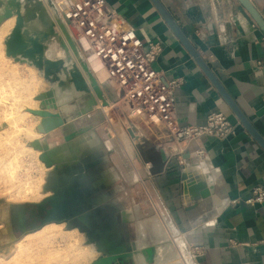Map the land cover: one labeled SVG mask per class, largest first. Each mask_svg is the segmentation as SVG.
I'll return each instance as SVG.
<instances>
[{
  "label": "crops",
  "instance_id": "crops-1",
  "mask_svg": "<svg viewBox=\"0 0 264 264\" xmlns=\"http://www.w3.org/2000/svg\"><path fill=\"white\" fill-rule=\"evenodd\" d=\"M20 1L21 15L26 11V16L34 24L26 27L28 35L35 36L37 27L41 32L46 31L51 21L49 7L55 8L52 4L58 0ZM104 1L124 26L135 29L144 44L161 42L163 50L154 68L163 72L167 81L182 82L174 93L175 117L180 125L201 126L210 113L222 112L235 126V134L227 139L203 137L198 145L187 147L185 144L172 143L164 132H154L138 125V141L142 145L133 144L134 153H131V157L130 152H127L130 151L126 140L128 138L121 134L125 139L122 141L126 142V149L122 147L121 154L126 157V164L118 161L110 166L122 179L123 187L127 190L135 189L138 196L135 200L131 197L130 200L123 198L104 201V206L108 207L107 218L113 216V207L121 206V222L127 228L136 224L141 231L140 237L144 238L146 234L148 241H156L151 244L156 247L155 259L159 264H164L163 260L168 253L175 252L180 256L177 249L179 246L186 247L184 256L181 255V264H264V204L244 203L252 196L253 188H264V150L230 111L150 0ZM158 1L264 140V33L261 29L237 0ZM249 1L264 20V0ZM38 9L42 19L38 17ZM55 38L57 36L45 42L52 50L53 59L60 52L59 47L53 43ZM73 44L77 54H73L76 57L74 59L77 65H84V73L91 82L90 91L94 94L96 90L97 94L94 95L101 98L96 80L104 99L110 105L108 112L100 106L106 126L101 127L106 132L109 129L107 126H113L109 112L116 105L112 104V93L106 91L109 86L105 73L98 61L89 54L88 62L93 70L94 80L75 41ZM104 104L106 105L105 102ZM89 121V130L97 131V124L92 117ZM76 134L74 132L71 142L65 144L69 146V152H72L71 156L74 158L71 161L65 159L66 162L59 165L62 172L77 161L79 151L88 143L84 141L82 145V136ZM47 136V142L57 143L58 135ZM106 136L111 140L107 132ZM83 137L86 139V135ZM91 139L92 137L90 141ZM198 148L204 151L201 157L197 154ZM92 149L94 154L84 158L83 163L89 160L91 164V159L96 157V147ZM106 150L110 157L113 156L112 150L105 144ZM68 155L70 156L69 153ZM51 169L47 168V171ZM185 170H188L187 173H190L194 182L200 180L208 190L211 187L208 197L192 196L190 185L182 180ZM105 171L111 173L112 170L105 167ZM89 172H94L91 166ZM107 181L111 182L112 176L107 175L102 180ZM48 193L49 191H45L43 197L47 198ZM232 201L238 203L233 205ZM92 222L94 223L90 218L87 223L93 225ZM167 229L174 237V252L163 245V232ZM188 247L201 248V253L195 259L191 258Z\"/></svg>",
  "mask_w": 264,
  "mask_h": 264
},
{
  "label": "rangeland",
  "instance_id": "rangeland-1",
  "mask_svg": "<svg viewBox=\"0 0 264 264\" xmlns=\"http://www.w3.org/2000/svg\"><path fill=\"white\" fill-rule=\"evenodd\" d=\"M7 3L9 5L6 7H2V5L0 7V16H4L5 14L3 19L0 17V26L9 20L14 21L8 22L10 26L9 30H11L8 31V34L2 40L0 48V264H92L102 257L95 252L94 242L88 243L86 233L79 230L80 228L77 227L79 222L76 220L62 223L59 230H55L54 233L43 239L25 237V235L36 232L42 227L35 230L37 227L30 228L32 227L30 224L24 222L22 224V222L19 221L20 216L24 214L23 205L38 204L42 202L46 196L40 198H26V196L24 197L17 192L25 191L27 183L36 185L40 181V192L45 193L44 187L48 182L49 174L54 170L52 168L50 171H47L45 164L40 160V152H36L37 150L31 146V143L36 141L46 143V145L50 147L48 152L56 162H66L64 161L65 159L69 161L73 158L71 156L72 152H69L70 156H67L65 159L59 158L58 155L62 148L66 146L65 144L71 142V140L65 142L64 137L71 133L74 134V132L77 133L76 136H82V145L84 141H88V143L85 145L84 149L79 151L77 161L69 168L67 167L71 174L74 175L70 183H72V187L75 185L79 188L78 190H81L80 193L75 192V196H80L82 200H90L92 205L93 203H101L99 204L100 206L98 205L96 208L98 212L95 214L93 212L94 207H91L92 209L88 211L89 213L91 212L92 218H95L96 222L93 220L95 222L94 226L109 233L115 230L114 232H116L118 236V244H135L132 247H134L136 251L140 250L143 245L155 247L151 243H155L156 241H148L147 237H145L146 234L144 235L145 239L140 237L139 234H141V231L136 224L134 227L128 224L129 228H127L126 224L121 222V215L119 213L121 206L113 207V216L110 218H107L108 207L104 206V201L106 200H122L123 198H129L130 200L131 197H133L132 200H135L134 198L137 199L138 195L135 189L127 190L124 188L122 179L118 177V173L115 172L110 165H113V162L118 163V161H121L124 165L126 164V160L124 161L126 157L121 155L123 148L126 149V146H124V144H126V142H124V137L128 138L126 140L129 144L128 148L130 151H126L128 153L130 152V157L131 153L132 155L134 153L132 150L133 144L137 146L140 144L142 145L140 141L134 139V135L132 136L131 132L132 129L139 131L138 124L129 122L126 117L125 108L120 102L114 101L112 104L116 106L109 112L113 120V126H107V129H109L106 131L111 136V140L107 138L104 130L105 128L101 127V125H104V127L106 126L105 117L101 113L100 103L104 101L106 105H108L107 107L103 104L104 102L102 103V105H104L103 108L106 109L107 107V112L109 111L110 105L106 100L102 99V97L98 99L90 91L91 82L83 69L80 70V72L90 88L89 90L85 88L87 93H77L74 90L69 72L73 69H76L78 72L76 67L77 64L74 59L76 57L73 53L68 51V44L61 38L62 34H60V31L55 27L53 21H50V25L44 32H41V29L37 30L38 27H35V36H31L29 39L25 40L22 37V33L24 31V26L26 28L33 24V20L30 19L22 26L20 35L25 43L26 49L31 47L32 41H30V39L36 41L41 40L40 42H43L45 46V48L43 47L44 52L41 57L42 62H44L43 66L47 68L46 63L48 62L52 64L57 61L61 62L62 66H58L57 70L56 68L50 67L51 73L45 75V69L36 68L31 61L20 59V62H16L14 59H11V57L5 56V41L16 25V15L10 13V8L18 5V11L22 12V2L20 0H14V2L13 0H8ZM37 13L38 17L42 19L40 9L37 10ZM7 14L11 15L8 16ZM23 16H26V11ZM10 23H14L15 25L13 24L12 26ZM45 34L46 37H44ZM55 36H57V38H55L53 43L59 47L60 52L59 54L57 53V57L55 56V59H53L52 50L45 45V42H48L50 38ZM59 37L60 39H58ZM76 38L79 40L78 37ZM72 41L71 43L73 44L75 39L73 42ZM75 44L83 62L87 65L91 77L95 80L93 70L88 62V56L90 54L88 47L85 43L75 42ZM61 53H63V55ZM30 59L38 62L37 56L31 57ZM45 76H48V79H46ZM53 78L58 79L53 82L51 81ZM96 84H98V82ZM108 86L110 88H106V91H110L113 94L115 92L114 89H112L109 84ZM49 93L52 94V98L43 99V96ZM115 97L112 95V99ZM28 110H46L51 114H61L62 118L66 119L65 128L59 127L49 133L59 136V138H55L57 140L56 144L55 141L47 142L48 134L46 135L42 132L44 122L47 121L41 117L30 114ZM90 117H92L93 121L97 124V131L89 130L88 123L90 122ZM47 120L58 121L57 118H49ZM121 134H123L124 137H122ZM83 135H86V139ZM90 137H92L91 141ZM105 144L112 150L113 156L110 157L108 155L109 152L107 150V152L105 151ZM92 147H96V157L91 159V164H89V160L83 163V159L88 158V156L93 153V151H91ZM111 158L112 161L110 160ZM90 166L94 172H89ZM105 167L112 170L111 173L105 171ZM69 175L70 174L66 171L65 176L70 177ZM107 175L112 176V181L109 183L108 181L107 183L102 182ZM99 181L101 183H99ZM60 189H62V186ZM62 190H64V192L70 191L68 187H64ZM52 194L53 193L49 191L47 197L52 196ZM99 209L102 210L100 215ZM23 227L25 228L23 229ZM169 231L170 230L167 229V231L164 230L163 232V245L166 249L174 252L176 251L174 237ZM154 232L157 234L156 230H154ZM18 241H20L19 245L16 244ZM83 247L92 250L94 253L93 257L74 261L78 251H80V248L81 250L84 249ZM185 248L184 246H179L177 248L178 253L184 256ZM188 250L189 249H187V251ZM174 254L168 253L167 256L165 255L166 258H164L163 263L181 264L183 256H178L175 252ZM67 255H69V258ZM64 256H67L65 261ZM51 258H54L53 260H56V262ZM58 258L61 261H57L59 260ZM133 260L135 264H146L145 259L141 255ZM13 261L16 262L14 263ZM156 264L159 263L156 261Z\"/></svg>",
  "mask_w": 264,
  "mask_h": 264
},
{
  "label": "built area",
  "instance_id": "built-area-1",
  "mask_svg": "<svg viewBox=\"0 0 264 264\" xmlns=\"http://www.w3.org/2000/svg\"><path fill=\"white\" fill-rule=\"evenodd\" d=\"M60 18L88 46L105 73L115 98L126 111L128 121L154 132H164L172 143L198 145L203 137L227 139L235 126L222 112L210 113L201 126H182L175 117L174 93L180 80L167 81L154 64L162 53L160 41L144 44L134 28L124 26L104 0H58L54 3ZM134 139L137 131L131 130ZM197 154L204 155L202 148ZM232 201V204H237ZM245 204H264V188L257 186ZM196 258L201 248L188 247Z\"/></svg>",
  "mask_w": 264,
  "mask_h": 264
},
{
  "label": "water",
  "instance_id": "water-1",
  "mask_svg": "<svg viewBox=\"0 0 264 264\" xmlns=\"http://www.w3.org/2000/svg\"><path fill=\"white\" fill-rule=\"evenodd\" d=\"M150 1L152 2V4L154 5L156 10L162 17V19L166 22L170 30L173 32V34L177 37V39L182 43V45L190 54V56L194 59L195 63L198 65L200 70L204 73L207 79L218 91V93L220 94V96L222 97V99L230 109V111L234 114V116L237 118V120L240 122L243 128L264 150L263 138L256 132V130L248 122L247 118L242 114V112L236 106L234 101L228 96L226 91L222 88L220 83L212 74L210 68L200 58V56L197 54L195 49L191 46V44L187 40V37L182 33V31L179 29L177 24L168 14L165 8L162 6V4L158 0H150ZM237 1L248 12V14L257 24V26L264 33V20L255 10V8L252 6L250 1L249 0H237ZM7 4L8 3L6 2V5ZM0 7H1V3H0ZM11 10L15 11L17 20H16L15 28L12 30L11 35L9 36V38H7L5 42L6 56L11 57L12 59L18 62H20V60H18L17 57L27 59L37 56L38 62H34V63L36 64V68L41 69V65H42L41 57L44 51L43 46L36 40H32L31 48L26 49L25 43L20 36V29L23 24V17L18 11V5L11 7ZM12 12L13 11H11V13ZM7 15L9 16L11 14H7ZM4 16H0V17H2L3 19ZM44 37H46V34ZM46 64H47V68L44 70L45 75H49L48 73H51L50 67L54 68L53 64L56 65L58 64L57 67L62 66L61 62L58 61L53 64L51 62H48ZM47 77L48 76H45L46 79H48ZM71 77L74 86L76 87L77 90H85L84 80L75 69L71 70ZM56 79L58 78H53L51 81L54 82ZM51 98H52V94L50 93L43 96V99H51ZM29 113L34 116L41 117L43 119L60 118L59 114H51L46 110H38V111L29 110ZM65 123L66 121L63 120L59 126H62ZM43 133L46 135L48 134V132L46 133L43 132ZM73 137L74 134H69L64 137V141L69 142L70 140L73 139ZM31 146L35 150H39L42 153L40 154V160L45 164L46 168L54 169L53 172L49 174L50 176L48 178V182L44 187L45 191H51L53 194L52 196L45 198L44 200H42V202L38 204L23 205L22 207L24 208V214H22L19 219V221L22 222V224L23 222L30 224L32 226L30 228L37 227V229L35 230H38L45 224H49V223L62 224L65 222H71L76 220L77 222H79V224H77V227L80 228L79 230L81 232L86 233L88 243L94 242L93 244L96 252L102 256L98 260L94 261L92 264H135L133 259H137V257L140 255L145 259L146 264H156L155 247H146V248L141 247L140 250L136 251L134 247H132L135 244L132 245L125 243L118 244L117 242L118 236L116 232H114L115 230H112L109 233L107 231L99 229L98 227H95L94 226L96 222L95 218L94 217L92 218L91 212L89 213L88 211L92 209L91 207H94L93 212L95 214L96 212H98L96 211V208L101 203L100 202L93 203L92 205V202L90 200L87 201L82 200L80 196L75 197L76 195L75 192L80 193L81 190H78L79 188H77L75 185L72 187V183H70L74 175L71 174L70 170L67 169L66 171L70 174L69 175L70 177L65 176L66 171L62 172L61 170L62 168L58 166L57 163L53 159H51V157L47 153L46 150L47 147L49 146H47L46 143L36 141L31 143ZM182 180H184V176L182 177ZM197 182L200 183V186H198L197 188V193H198L197 196L201 198L208 197L212 190L211 187L209 190L205 189L202 182H200V180H198ZM99 183L101 182L99 181ZM61 186L62 189H64V187H68L70 191L64 192V190L60 189ZM100 212H102V210L99 211V215L101 214ZM90 218H92L95 221L94 223L92 222L93 225H89L87 223L88 220H90ZM24 228L25 227H23V229Z\"/></svg>",
  "mask_w": 264,
  "mask_h": 264
},
{
  "label": "bare ground",
  "instance_id": "bare-ground-1",
  "mask_svg": "<svg viewBox=\"0 0 264 264\" xmlns=\"http://www.w3.org/2000/svg\"><path fill=\"white\" fill-rule=\"evenodd\" d=\"M8 0H0V3H1V5H2V7L3 6H7L6 5V2H7ZM13 2H14V0H13ZM52 5H54V4H52ZM9 7V6H8ZM54 7H55V5H54ZM50 8V11H49V13H50V20L51 21H53V23H54V25H55V27L58 29V31H60V34H62L61 35V38L65 41V42H67L66 44H68V47L67 48H69V50L68 51H70V52H72L73 54H75L76 56H77V54H76V48H75V45L74 44H72L71 43V41L73 40L74 41V39H75V42H80V43H85V41H83L82 39L80 40H78L77 38H76V36H75V33L71 30V28H69L68 27V25L60 18V16L58 15V13H57V11L55 10V8H53V7H49ZM11 9V8H10ZM20 12V11H19ZM10 13H11V10H10ZM11 14H14V15H16L15 14V11H13ZM20 14H21V12H20ZM22 17H23V24H22V26L24 25V23L25 22H28L29 21V19H28V16H23V15H21ZM12 20V19H11ZM16 20H17V16H16ZM7 21V20H6ZM10 21V20H9ZM9 21H7V22H5V23H3L1 26H0V48H1V43H2V40L5 38V36L8 34V31H10L9 30V28H10V26H9ZM14 21V20H13ZM13 21H10V22H13ZM38 21H40V19H38ZM12 26H13V24L14 23H10ZM15 25V24H14ZM42 26V25H41ZM22 28V27H21ZM30 28H32V27H30ZM22 29H20V31H21ZM25 31V32H24ZM24 31H23V33H22V37L25 39V40H27V39H29L28 38V36H31V35H28V29L27 28H25V26H24ZM21 33V32H20ZM11 35V34H10ZM21 36V35H20ZM9 38V37H8ZM29 41V40H28ZM30 41H32L31 39H30ZM41 40H38L37 42H39L44 48H45V46H44V44H43V42H40ZM70 41V42H69ZM72 41V42H73ZM6 42V41H5ZM86 44V43H85ZM87 45V44H86ZM88 47V46H87ZM31 48V47H30ZM30 48H28V49H30ZM44 48H43V50H44ZM44 52V51H43ZM59 54V53H58ZM62 55H63V53H61ZM71 54V53H70ZM5 56H6V54H5ZM56 56V55H55ZM59 56V55H58ZM57 57V56H56ZM60 57V56H59ZM18 58V60H27V61H31L33 64H34V66L36 67V64L34 63V62H36V61H34V60H32V59H30V58H21V57H17ZM12 59V58H11ZM51 61V60H50ZM17 62V61H16ZM78 62H80L81 63V61L80 60H78ZM55 63V62H54ZM99 63V62H98ZM42 65H41V69L43 68V69H46L43 65H44V62H42L41 63ZM58 65V64H57ZM57 65L56 64H53V66H54V69L56 68V70H57ZM99 65H100V68L102 69V71L104 72V70H103V68H102V66H101V64L99 63ZM76 66V65H75ZM77 67V70H78V73L80 74V76L83 78V80H84V84H85V88L86 89H88L89 90V87H88V85H87V83H86V81H85V79H84V76L82 75V73L80 72V70H84V65H77L76 66ZM76 70V69H75ZM49 74V73H48ZM69 75H70V79H71V82L73 83V81H72V77H71V71L69 72ZM64 76V75H63ZM106 77V76H105ZM96 81V80H95ZM96 83H97V81H96ZM73 85H74V83H73ZM98 85V84H97ZM99 87V86H98ZM99 89H100V87H99ZM71 90H72V88H71ZM74 90L78 93V92H83V93H87V91H85V90H77L76 89V87L74 86ZM73 91V90H72ZM93 93V92H92ZM100 93H101V97H102V99H104V95H103V93H102V91H101V89H100ZM94 94H97V92H96V90L94 91ZM80 95V94H79ZM76 96V95H75ZM105 100V99H104ZM35 101V100H34ZM103 101V100H102ZM93 103V102H92ZM103 103V102H102ZM102 103H100V106H104V105H102ZM104 104V103H103ZM106 109H107V107H106ZM105 108H103V110L104 111H106L107 112V110H106ZM33 111V110H32ZM28 112H29V110H28ZM50 113V112H49ZM11 114V113H10ZM105 115H107V114H105ZM47 119H49V118H45L44 120L45 121H47V122H44V127H42V132H48V134L50 133V132H52L51 130H53L54 128H59V127H61V128H65V124H63L62 126H59L61 123H62V121L63 120H65L66 121V119L65 118H62V115L60 114V118L58 119L57 118V122L56 121H52V120H47ZM27 134V133H26ZM72 134V133H71ZM38 136V135H37ZM67 136V135H66ZM48 146V145H47ZM50 147H47V153L49 154V156L51 157V159H53L54 160V158L50 155V153L48 152V149H49ZM71 150V149H70ZM39 150H37L36 152H38ZM50 151V150H49ZM40 152V151H39ZM68 153H69V146H65V147H63L62 148V150H61V152L59 153V158L61 157V158H63V159H65L67 156H69L68 155ZM40 154H42L41 152H40ZM74 158V157H73ZM55 161V160H54ZM56 162V161H55ZM57 163V165L59 166L60 164H62V163H58V162H56ZM188 172V170H185L184 171V180L183 181H185V184H188V185H190L189 187H191L189 190H190V192H191V194H192V196H197L198 195V193H197V188H198V186H200V183H198V182H194L193 181V179L190 177L191 175H190V173L188 174L187 173ZM42 181V180H41ZM37 182V181H36ZM42 183V182H41ZM35 184H32V183H27V185L25 186V191H23V192H17L18 194H22V196H26V198H40V197H42V196H44L45 195V193H41L40 192V189H41V185H40V181L34 186ZM43 186V185H42ZM20 190V189H19ZM18 190V191H19ZM15 196H17V195H15ZM19 196V195H18ZM21 196V195H20ZM25 198V199H26ZM23 199V198H22ZM61 228V225H55V224H49V225H46V226H44V227H42L41 229H39L38 231H36V232H33V233H29V234H27V235H25V237H35L36 239H43L44 237H46V236H49L50 234H52V233H54L55 232V230L57 231V230H59ZM76 234V233H75ZM75 236V235H74ZM48 238V237H47ZM50 238H51V236H50ZM75 242H77V241H75ZM17 245H19L20 244V241H18L17 243H16ZM77 244V243H76ZM75 246V245H74ZM84 248V247H83ZM21 252V251H20ZM93 251L92 250H89V249H87V248H84V249H82L81 250V248H80V251H78V253H77V255L75 256V259H74V261H77L78 259H83V260H85V259H88V258H90V257H93ZM55 255V254H54ZM53 255V256H54ZM49 256H50V254H49ZM48 256V257H49ZM68 256V258H69V255H67ZM67 256H64V261H65V258H67ZM56 257H57V254H56ZM58 257H59V254H58ZM49 259H50V257H49ZM52 260L54 259V258H51ZM57 259V258H56ZM59 259V258H58ZM53 261H55L56 262V260H53ZM57 261H61L60 259L59 260H57ZM14 262V261H13ZM16 262V261H15ZM14 262V263H15ZM62 262H63V260H62ZM61 263V262H60ZM59 264V263H58Z\"/></svg>",
  "mask_w": 264,
  "mask_h": 264
}]
</instances>
